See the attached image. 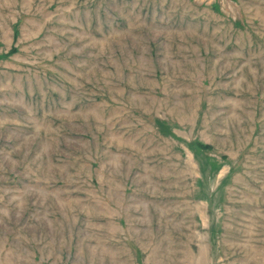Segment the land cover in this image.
Listing matches in <instances>:
<instances>
[{
  "label": "rangeland",
  "instance_id": "1",
  "mask_svg": "<svg viewBox=\"0 0 264 264\" xmlns=\"http://www.w3.org/2000/svg\"><path fill=\"white\" fill-rule=\"evenodd\" d=\"M0 264H264V0H0Z\"/></svg>",
  "mask_w": 264,
  "mask_h": 264
},
{
  "label": "trees",
  "instance_id": "2",
  "mask_svg": "<svg viewBox=\"0 0 264 264\" xmlns=\"http://www.w3.org/2000/svg\"><path fill=\"white\" fill-rule=\"evenodd\" d=\"M198 147H199L200 149H203V150L208 149L207 146H201V145H198Z\"/></svg>",
  "mask_w": 264,
  "mask_h": 264
}]
</instances>
